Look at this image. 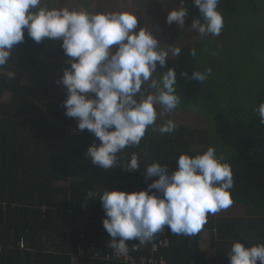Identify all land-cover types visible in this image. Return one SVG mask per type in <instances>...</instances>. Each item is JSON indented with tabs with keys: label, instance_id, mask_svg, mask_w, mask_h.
Returning <instances> with one entry per match:
<instances>
[{
	"label": "trees",
	"instance_id": "trees-1",
	"mask_svg": "<svg viewBox=\"0 0 264 264\" xmlns=\"http://www.w3.org/2000/svg\"><path fill=\"white\" fill-rule=\"evenodd\" d=\"M170 2L173 9L180 6L179 0ZM184 6L189 13L184 24L186 33L196 42L180 45V55L169 56L167 65L157 66L155 73L159 79L168 67H173L181 96L177 109L192 108L199 113L213 96V88L207 80L199 82L180 74L186 71L191 76L194 70L200 71L197 55H190V49H197L201 38L190 25L200 14L192 0H185ZM24 35L8 62L0 67V264H119L95 257L96 252H115L108 247L111 237L103 227L105 210L98 198L87 201V193H102L105 187L128 192L146 189L157 179L145 178L146 163L159 161L173 171L181 153L196 155L211 147L210 127L176 123L173 133L161 134L153 128L166 121L157 116L156 125L146 130L139 146H129L119 153L114 168L101 169L85 157L90 144L100 143L94 133L80 131L77 120L65 115L63 101L42 97V90L25 79L26 75L36 78L41 67L60 68L53 62H41L51 39L36 42L27 29ZM9 71L16 73L14 79L8 78ZM261 101L264 90L258 106ZM260 126L263 134L241 139L229 158L234 180L230 189L232 205L209 214L196 235H176L167 227L155 235L156 240L170 239V246L163 252L170 263L189 264L195 260L196 264H229L227 253L234 240L246 247L264 243V125ZM133 153L138 154L141 168L123 169ZM238 208L244 213L235 211ZM205 234H209V244L204 249L201 244ZM22 239L25 248L20 247ZM126 243L137 257L152 254L150 242L136 245L135 250L132 245L138 240ZM80 248L86 253L80 255Z\"/></svg>",
	"mask_w": 264,
	"mask_h": 264
},
{
	"label": "clouds",
	"instance_id": "clouds-1",
	"mask_svg": "<svg viewBox=\"0 0 264 264\" xmlns=\"http://www.w3.org/2000/svg\"><path fill=\"white\" fill-rule=\"evenodd\" d=\"M168 11L169 24L183 26L189 15L185 0ZM199 17L191 21V29L201 38L218 36L224 27L219 0H192ZM42 0H0V67L9 60L15 45L24 38V30L36 42L44 38L62 39L61 47L70 58L59 79L67 89L63 101L65 115L77 120L80 131L87 129L100 141L89 145L86 156L101 169H112L118 154L129 146H139L150 126L156 125L157 107L172 112L181 103L177 78L168 67L159 79L153 78L157 66L167 65L169 53L179 56L181 48L169 44L160 47L153 31L137 30V16L123 11L91 12L41 6ZM202 18V19H201ZM190 55L196 57L197 49ZM211 68L186 71V79L204 82ZM14 79V71L7 72ZM142 85L144 86L142 88ZM259 123L264 125V101L258 106ZM168 119L154 127L161 134L176 129ZM177 167L169 172L159 161L146 163L145 178L157 177L146 189L131 192L104 188L102 193H87V201L99 199L105 217L103 227L111 237L108 247L118 255H127L126 241L136 239L143 245L167 227L173 234L193 236L215 215L232 203L230 189L234 185L230 165L217 156L213 147L196 154L181 153ZM141 168L139 156L131 155L126 169ZM151 189L157 191L152 192ZM118 238V239H117ZM229 264H264V243L246 247L240 240L232 242L227 253Z\"/></svg>",
	"mask_w": 264,
	"mask_h": 264
},
{
	"label": "rangeland",
	"instance_id": "rangeland-1",
	"mask_svg": "<svg viewBox=\"0 0 264 264\" xmlns=\"http://www.w3.org/2000/svg\"><path fill=\"white\" fill-rule=\"evenodd\" d=\"M41 6L128 12L137 16V30L143 27L153 31L162 48L196 42L187 35L185 25L167 23V13L173 9L170 0H42ZM218 7L224 16L221 33L200 38L197 44L200 71L212 70L207 81L212 85L213 96L199 113L192 108L163 114L159 107L156 110L161 121L172 119L192 128L210 127L211 147L228 163L241 139L263 134L258 123V97L264 90V0H219ZM61 43L62 39H51L41 56V62H53L60 68L39 67L36 78L26 75L25 79L42 90V97L64 101L67 89L58 81L64 69L70 67V58ZM153 78L158 79L155 72ZM193 148L201 150L202 146ZM235 211L244 213L242 208Z\"/></svg>",
	"mask_w": 264,
	"mask_h": 264
},
{
	"label": "built area",
	"instance_id": "built-area-1",
	"mask_svg": "<svg viewBox=\"0 0 264 264\" xmlns=\"http://www.w3.org/2000/svg\"><path fill=\"white\" fill-rule=\"evenodd\" d=\"M171 242L168 237L156 240L155 237L150 241V247L152 254L150 256L142 255L137 257L132 253L128 252L127 255H118L116 253L102 255L100 252L95 253L97 258H105L108 260H113L119 264H171L168 258L163 253L170 246ZM20 247L25 248L24 239L20 242ZM80 255L86 253L85 249L80 248ZM189 264H196L195 260H192Z\"/></svg>",
	"mask_w": 264,
	"mask_h": 264
},
{
	"label": "crops",
	"instance_id": "crops-1",
	"mask_svg": "<svg viewBox=\"0 0 264 264\" xmlns=\"http://www.w3.org/2000/svg\"><path fill=\"white\" fill-rule=\"evenodd\" d=\"M202 241H203V244L205 245L204 246L203 244H201L202 248H204V249L207 248V245L209 244V242H208V240H206V234L204 235V238Z\"/></svg>",
	"mask_w": 264,
	"mask_h": 264
},
{
	"label": "bare ground",
	"instance_id": "bare-ground-1",
	"mask_svg": "<svg viewBox=\"0 0 264 264\" xmlns=\"http://www.w3.org/2000/svg\"><path fill=\"white\" fill-rule=\"evenodd\" d=\"M169 260V259H168ZM172 264V263H171Z\"/></svg>",
	"mask_w": 264,
	"mask_h": 264
}]
</instances>
